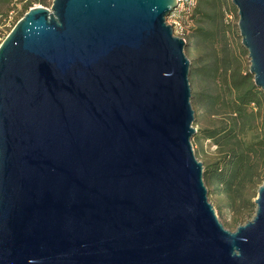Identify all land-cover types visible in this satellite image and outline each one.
I'll return each instance as SVG.
<instances>
[{
  "label": "water",
  "instance_id": "1",
  "mask_svg": "<svg viewBox=\"0 0 264 264\" xmlns=\"http://www.w3.org/2000/svg\"><path fill=\"white\" fill-rule=\"evenodd\" d=\"M264 93V0H230ZM176 0H52L0 42V264H264V181L208 198Z\"/></svg>",
  "mask_w": 264,
  "mask_h": 264
},
{
  "label": "trees",
  "instance_id": "2",
  "mask_svg": "<svg viewBox=\"0 0 264 264\" xmlns=\"http://www.w3.org/2000/svg\"><path fill=\"white\" fill-rule=\"evenodd\" d=\"M15 1L21 3L23 0ZM35 2L46 4V0ZM31 5L30 2L23 3L21 15ZM229 7L231 5L228 0H197L189 17H182L184 30L188 31L193 14L198 12L207 22V25L198 28L201 31L198 38L200 43L212 48L222 30L219 20ZM195 21L198 22V19ZM12 27L6 28L8 32ZM6 34L1 36L0 33V42ZM222 51L223 56L230 55L226 48ZM213 59L218 61L215 55ZM232 64L231 60L222 70L231 71ZM200 67L197 68L198 72ZM217 71L219 72V68ZM214 75L216 73L210 76L211 79ZM206 96L208 103L204 110L210 114H220L221 118L217 124L197 131L192 137L193 145L210 140L217 149L218 155L203 162L205 184L211 185L225 201L226 207L235 214L252 212L255 209L257 189L264 180V93L248 77L234 78L232 72V84H228L222 91L215 90V94L208 93ZM192 98L197 105L195 99L198 97L195 92L192 93Z\"/></svg>",
  "mask_w": 264,
  "mask_h": 264
},
{
  "label": "rangeland",
  "instance_id": "3",
  "mask_svg": "<svg viewBox=\"0 0 264 264\" xmlns=\"http://www.w3.org/2000/svg\"><path fill=\"white\" fill-rule=\"evenodd\" d=\"M228 1L231 7L227 9L228 11L219 20L222 23V30L217 40L213 43L214 45H212V48L204 43H200L201 41L198 38V33L201 32L198 28L201 25H207L204 17H201L198 12L193 14L191 27L188 31L184 30V33H182L183 31L179 26H177L178 28H173L175 35L185 39L186 45L184 46V52L190 60L189 83L191 86V93L195 92L198 97L195 99L197 103V105H195L193 103L194 98L191 96V103L194 109L193 126L196 132L217 124L218 120L221 118L220 114H213V112L210 114L204 110V107L208 103V97L206 96L208 93L215 94V90L222 91L228 84H232V72L234 78L240 79L242 76H245L253 82V75L249 72L250 60L248 52L241 44V37L237 26V9L230 0ZM23 3L26 2H24V0L21 3L15 0H0L1 36H4L8 32L6 28L12 27L13 23H16V21L22 17L24 14L21 15ZM50 6L51 5L47 4L43 7L50 8ZM195 19H198V22L195 21ZM166 20L167 23L171 24L173 16L169 14ZM225 48L229 50L227 52H229L231 56L228 54L222 55V49ZM214 55L218 59L217 62L213 59ZM231 60L233 63V70H222L231 63ZM198 67H200L199 72L197 71ZM218 68L219 72L217 71ZM214 73H216V75L211 79L210 76ZM192 146L195 155L202 163L206 162L208 158H214L218 155L215 145L210 140H203L200 143L192 144ZM206 186L209 201L212 203L218 218L227 229L234 231L238 225L247 222L253 217L254 210L252 212H245L242 215L235 214L226 207L225 201L217 195L211 185L208 184Z\"/></svg>",
  "mask_w": 264,
  "mask_h": 264
},
{
  "label": "built area",
  "instance_id": "4",
  "mask_svg": "<svg viewBox=\"0 0 264 264\" xmlns=\"http://www.w3.org/2000/svg\"><path fill=\"white\" fill-rule=\"evenodd\" d=\"M24 2H30L32 4L29 7V9L32 7H35V6H44L43 4H40V3L37 4V2H35V0H24ZM196 2H197V0H176V7L171 12L172 16H173V20L171 22V25L173 28H178L177 26H179L181 28V30L183 31L182 33H184V26L182 23V17L183 16L185 18L189 17L193 8L196 5ZM51 3H52V0H46L45 6L47 4L51 5ZM173 32H174V29H173Z\"/></svg>",
  "mask_w": 264,
  "mask_h": 264
}]
</instances>
